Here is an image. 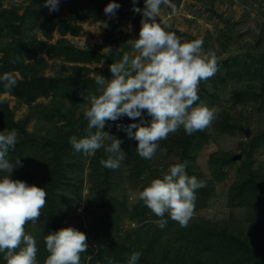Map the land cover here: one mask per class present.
Wrapping results in <instances>:
<instances>
[{
  "label": "trees",
  "instance_id": "16d2710c",
  "mask_svg": "<svg viewBox=\"0 0 264 264\" xmlns=\"http://www.w3.org/2000/svg\"><path fill=\"white\" fill-rule=\"evenodd\" d=\"M4 1L6 0H0V76L5 72L19 73L20 76L16 75L17 85L10 92H6L0 82V132L6 129H16L18 132L15 149H10L7 157L13 164L17 159L21 161L14 168L12 178L26 181L29 185L35 184L44 188L47 193L46 205L39 221L35 225H26V231L37 242L38 264H44L49 254L44 237L66 227H74L85 233L87 242L89 239L96 241L92 256L87 259L85 253L81 254L80 264H108L109 259L112 264H127L128 257L134 251L141 253L137 264H264V162L261 166L254 167L255 156L264 145V131L259 137H253L243 149L244 160L228 198L230 209H249L248 218L239 219L233 216L229 220L215 222L198 217L191 219L189 225L182 228L166 214L163 219L167 224L161 229L156 223L160 217L152 213L139 198L136 203L127 201L128 183L144 177L147 172L151 179L161 178L162 175V168L153 170L146 166L149 159L138 155V142L129 138L126 132L117 129V124L128 125L138 123V120L133 121L125 116L115 122H106L104 131L120 139L121 150L126 153V159L117 170L104 168L100 164L102 158H107L103 149L98 150L95 156L85 157L70 144V137L76 136L79 139L87 134L88 122L84 115L76 118L75 114H71L67 117L69 122L62 126H56L55 123L47 125L50 131L44 144L36 134L28 135L25 132L32 119L40 117L51 120L54 117L46 106H32L40 98L53 94L63 99L74 97L76 104L83 99L81 93L87 94L90 91L89 85H93L90 89L94 92L98 86L95 79L79 78L77 74L82 68H75L73 75L66 77L43 76V60L38 59L36 53L40 42L34 34L38 24L36 8L40 6V1H31V5L22 14L16 6L4 8ZM91 7L93 6L87 4L85 9ZM101 10L102 6H96L91 13L97 14ZM76 11L81 15L74 21L86 17L83 6H77ZM59 23L55 21L49 31ZM47 24L48 21H44L42 25ZM61 24L62 36L68 33L78 36L79 26L68 20L61 21ZM112 39L113 44L107 54L92 49H76L66 40L60 41L58 45H51L50 52L56 58H64L70 63L92 64L109 58L111 65L116 61V54L120 61L126 53V50L118 53V48H127L124 35L121 38L113 36ZM13 60L16 62L13 63ZM260 60L264 62V56ZM255 61V58L240 61L239 57H233L220 62L216 74L200 83V99L197 103L211 99L210 95L215 96L219 85L254 77L260 81V85L249 84L245 88L232 91V106L236 108L251 100L264 109V68L261 64L260 68H256ZM107 72V78L111 79L112 74ZM209 82L213 85L212 93L208 89ZM5 94L14 97L20 104L31 106L30 114L24 121L15 122L9 101L1 99ZM62 119L65 118L62 116ZM144 119L147 124L151 123V117L146 112ZM239 121L233 119L230 113L222 111L216 115L212 124L218 133L234 135L237 130L242 129ZM210 139L206 129L189 135L181 128L167 139L161 140L157 150L176 154L180 158L179 163L187 161V174L206 182L205 187L197 190L195 208L206 207L214 198V184L225 180V168L234 162L231 159L232 154L215 152L210 154L208 160L211 179L200 173L194 165ZM105 143L110 144L111 141L106 140ZM168 167L163 170L167 171ZM2 175L4 174L0 173ZM87 181L90 183V191L84 194ZM150 181L148 178L142 187L147 186ZM96 205L99 213L94 209ZM81 210L84 215L80 213ZM125 219L130 222L126 229L122 227ZM0 264H6L3 254H0Z\"/></svg>",
  "mask_w": 264,
  "mask_h": 264
},
{
  "label": "clouds",
  "instance_id": "9594fccd",
  "mask_svg": "<svg viewBox=\"0 0 264 264\" xmlns=\"http://www.w3.org/2000/svg\"><path fill=\"white\" fill-rule=\"evenodd\" d=\"M59 4L60 0H45L49 12L58 11ZM133 5L135 13H142L139 38L127 41L135 55L125 53L120 61L109 65L111 79L96 75L95 93H81L87 104L83 112L88 122L87 134L69 140L74 150L85 157L95 156L103 149L107 158H102L100 164L111 170L120 168L126 153L121 150L122 141L104 131L108 121L115 122L125 116L138 120L116 126L138 142V155L150 160L160 148L159 142L170 134L181 128L189 135L204 131L216 119L214 108L197 103L200 83L219 70L215 51L205 50L203 39L181 42L175 32L167 30L170 24L158 22L161 5L175 13L173 0H145L143 9L135 6L136 0ZM119 7L111 2L104 12L114 16ZM0 82L10 92L17 85V76L5 72ZM145 112L151 117L150 124L144 119ZM106 140L111 143L106 144ZM17 141L16 129L0 132V173L4 174L0 176V254L6 264H38L37 242L26 231V225L39 221L47 193L35 184L12 178L14 168L21 161L17 159L13 164L7 157ZM187 165L185 161L169 165L167 171L161 169V178L152 179L139 192L143 204L160 217L156 223L161 229L167 224L163 219L166 214L186 228L194 214L197 190L206 186L205 181L187 174ZM44 243L49 253L44 264H80L81 254L88 249L86 234L74 227L47 234ZM140 256V252H132L127 264H137ZM108 264H112L111 259Z\"/></svg>",
  "mask_w": 264,
  "mask_h": 264
},
{
  "label": "rangeland",
  "instance_id": "374dc122",
  "mask_svg": "<svg viewBox=\"0 0 264 264\" xmlns=\"http://www.w3.org/2000/svg\"><path fill=\"white\" fill-rule=\"evenodd\" d=\"M31 1L33 0H6L4 1V8L16 6L19 8L18 12L22 14L25 8L31 5ZM39 1L40 6L36 8L38 24H36L34 34L36 40L40 42V46L36 48V53L38 59L43 60L44 67L41 74L45 77L70 76L73 75L75 68H82L77 74L81 80L94 79L99 74L106 78L109 75L107 72H110L109 58H103L99 63L78 64L53 56L50 52V46L58 45L62 40L68 41L76 49H92L107 54L112 47L113 36L121 38V35H124L127 41L139 38L142 13L138 14L133 11V0H60L59 10L54 12H49V9L45 7V0ZM111 2L120 5L114 16H108L104 12V8ZM144 3L145 0H136L135 6L143 9ZM173 3L176 5L175 13L170 7L161 5L160 16L157 20L162 24H170L171 28L167 30L175 32L180 37L181 42L203 39L204 49L215 51L218 64L233 57H239L240 61H245V59L250 61L255 58V67L260 68L262 65L264 68V62L260 60V57L264 56V0H173ZM87 4L93 7L85 9ZM77 6L84 7L83 12H85L86 17L83 20L74 21L77 16L81 15L76 11ZM96 6H102V10L97 14L91 13ZM63 20H68L80 27L78 36H73L71 33L65 36L61 35V21ZM44 21H48L46 26L42 25ZM55 21L60 22L59 25L49 31ZM48 32L50 33L49 36L47 35ZM124 50L130 55H135L128 45L125 49L123 47L118 48V53ZM118 56L115 55V62L119 61ZM16 75L20 76L19 73ZM249 84L259 86L260 81L254 77L246 78L241 82L229 81L227 85H219L215 96L210 95L211 99L204 102L209 108L216 110V115L225 111L230 113L233 119L240 120L242 129L237 130L234 135H229L216 132L213 124L207 128L211 139L197 157L194 165L196 169L207 179H211L212 175L208 166L210 154L215 152L229 153L233 156L241 154L242 158L235 160L232 165L225 168L227 174L225 180L214 184V198L208 202L206 207L195 208L192 219L202 217L221 222L229 220L233 216L239 219L249 217V209H230L228 207L230 188L237 179L239 167L244 160L243 149L252 141L253 137H259L264 131V109H261L260 104L250 100L247 104L239 105L236 108L232 106V91L245 88ZM92 86V84L89 85L90 91L88 93H95L94 90L90 89ZM208 89L211 91L210 93L214 90L210 82ZM1 99L9 101V108L13 112L15 122L24 121L30 114L31 106L18 103L14 97L5 94L1 96ZM39 105L46 106L53 113V119L44 120L36 117L28 123L25 132L28 135L36 134L42 144L45 143V138L50 131L47 125L50 126V124L55 123L56 126H62L69 122L67 117L71 114H75L76 118H79L81 115L83 116L87 106L84 99L75 104L74 97L63 99L55 94L47 98H40L32 106ZM62 116L65 119H62ZM244 129L250 131V136L245 134ZM255 160L254 167H259L264 162V145L256 154ZM179 162L180 158L176 154H166L165 151L161 150L160 152L157 151L155 157L146 161V166L153 170H159ZM148 178L153 179L147 172L144 177L128 183L127 194L129 197L127 201L137 202L139 192L143 189L142 186L146 184ZM84 191V194L90 191L88 181ZM94 209L97 213L100 212L97 205ZM80 213L84 215L82 210ZM129 223V220L125 219L122 227L128 228ZM87 243L88 249L85 256L89 259L96 249V241L89 239Z\"/></svg>",
  "mask_w": 264,
  "mask_h": 264
},
{
  "label": "water",
  "instance_id": "95a60500",
  "mask_svg": "<svg viewBox=\"0 0 264 264\" xmlns=\"http://www.w3.org/2000/svg\"><path fill=\"white\" fill-rule=\"evenodd\" d=\"M244 132L247 136H250V131L248 129H244ZM242 158L241 154H236L232 157V160H240Z\"/></svg>",
  "mask_w": 264,
  "mask_h": 264
}]
</instances>
